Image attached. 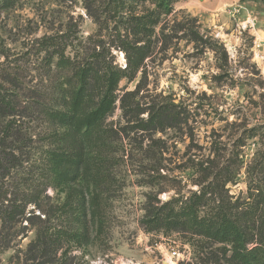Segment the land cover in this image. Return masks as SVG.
Listing matches in <instances>:
<instances>
[{"label":"rangeland","instance_id":"obj_1","mask_svg":"<svg viewBox=\"0 0 264 264\" xmlns=\"http://www.w3.org/2000/svg\"><path fill=\"white\" fill-rule=\"evenodd\" d=\"M118 2L0 0V62L7 57L17 67L23 96L32 97L23 100L27 107L39 101L67 111L77 69L90 67L95 85L105 70L131 76L128 58L146 70L139 89L141 73L120 80L114 110L85 140L105 177L96 189L102 216L95 223L83 215V197L89 198L84 184L69 187L55 179L53 154L65 147L67 128L37 112L21 122L33 141L23 152L31 167L7 181L12 194L19 187L40 208L28 206L35 226L23 223L26 229L12 246L0 250V264H43L32 260L28 247L37 230L48 229L58 236L51 264H239L232 244L190 234L181 218L154 230L143 224L147 211L177 212L187 199L200 217L229 216L242 232L239 247L243 253L257 248L248 258L260 264L264 0H172V13L144 35L136 32L135 19L152 11V2ZM183 26L200 40L184 31L162 37V28ZM45 37H62L63 54L52 56L50 66L41 45ZM98 100L95 90L87 107ZM158 105L179 107L183 124L163 132L143 129L144 111ZM173 250L177 256L171 258Z\"/></svg>","mask_w":264,"mask_h":264},{"label":"trees","instance_id":"obj_2","mask_svg":"<svg viewBox=\"0 0 264 264\" xmlns=\"http://www.w3.org/2000/svg\"><path fill=\"white\" fill-rule=\"evenodd\" d=\"M118 1V4H121V0ZM140 1H151L154 5V9L146 16L135 19L136 32L144 35L151 32L153 29L151 26L155 27L160 24L159 18L162 15L169 16L172 13V0ZM167 31L173 33L184 31L189 34V39L193 42L200 40L198 33L192 31L190 27L183 26L174 31L162 28V37L169 36ZM41 45L50 55V59L47 61L49 66L52 56L57 54L62 56L63 54L62 37L61 39L45 37ZM124 51L127 50L124 49ZM4 58L5 60L0 62V126H2L0 134V250L12 246L26 229V226L23 225L24 222L27 226H35L31 217L27 216L30 214V212L27 214L28 206L34 205L36 209L40 208L34 195H29L27 191L21 192L17 187L16 193L12 194L7 181L13 174L17 175L27 167L28 169L31 167L28 163L29 160L24 158L23 152L31 148L33 141L26 134L21 122L33 120V115L37 112L50 122L67 128L63 138L65 147L53 154L52 164L55 168V179L69 187L77 182L84 184L88 190L89 198L86 200L83 197V215L84 218L88 217L91 222L95 223L102 216V198L96 189L101 187L100 181L105 177L100 169L95 168L97 165H95L96 156L92 155L85 140L90 139L88 133L91 129L102 123L114 110L118 101L117 90L120 80L128 77L129 81H133L137 78L138 73H141L138 82L139 89V85L146 76L145 67H139L138 63L129 58L127 67L130 70L132 68L131 76H127L121 71L105 70L98 77V85H95L96 82L93 81L90 67L77 69L74 71L75 80L73 79V82L75 83L72 84L68 93L67 111H57L47 108L39 101L31 107L22 104L23 100H30L32 97L30 95L24 98L22 94L23 79L11 60L7 57ZM95 90L99 92V100L93 109H89L87 101L93 96ZM144 112L147 114V119L142 121V128L153 132L179 128L185 117L179 107L174 105H158ZM25 164L28 165L25 166ZM92 187L94 190L90 193ZM169 204L171 202L166 206ZM195 210L196 206L191 204L190 200L188 202L187 199L181 202L180 210L177 212L166 211L162 208L152 212L147 211L143 224H151V228L154 230L161 228L166 222L181 218L180 222L183 228L190 234L204 237L214 243L232 244L234 246L233 254L238 257L239 264H251L248 257L257 255L259 250L256 248L254 253H243L239 247L242 240L241 229L229 216L218 214L215 217L216 215L213 214V216L200 217ZM42 222L44 221L42 220ZM57 237L52 230H37L35 240L28 247V253L31 254L32 260L43 259V264L53 263L51 257L55 256L58 250ZM260 264H264V259Z\"/></svg>","mask_w":264,"mask_h":264},{"label":"built area","instance_id":"obj_3","mask_svg":"<svg viewBox=\"0 0 264 264\" xmlns=\"http://www.w3.org/2000/svg\"><path fill=\"white\" fill-rule=\"evenodd\" d=\"M166 248H167V246H164V249H166ZM175 256H177V252L173 250L171 252V258H174Z\"/></svg>","mask_w":264,"mask_h":264}]
</instances>
